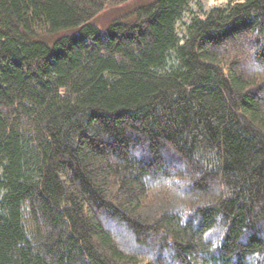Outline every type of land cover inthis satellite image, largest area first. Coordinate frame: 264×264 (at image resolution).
Returning <instances> with one entry per match:
<instances>
[{
	"label": "trees",
	"instance_id": "16d2710c",
	"mask_svg": "<svg viewBox=\"0 0 264 264\" xmlns=\"http://www.w3.org/2000/svg\"><path fill=\"white\" fill-rule=\"evenodd\" d=\"M191 1L0 0V264H264V0Z\"/></svg>",
	"mask_w": 264,
	"mask_h": 264
},
{
	"label": "rangeland",
	"instance_id": "374dc122",
	"mask_svg": "<svg viewBox=\"0 0 264 264\" xmlns=\"http://www.w3.org/2000/svg\"><path fill=\"white\" fill-rule=\"evenodd\" d=\"M233 1L235 0H192L189 4V9L183 13L181 19H179L176 24L177 34L180 37L184 35V26L188 24L192 17H204L206 12L209 11L211 8L217 6L224 7L232 3ZM111 15V11H106L97 18V21L101 26H105L109 21ZM119 237L121 240L127 239V237L123 236V234H120Z\"/></svg>",
	"mask_w": 264,
	"mask_h": 264
},
{
	"label": "clouds",
	"instance_id": "9594fccd",
	"mask_svg": "<svg viewBox=\"0 0 264 264\" xmlns=\"http://www.w3.org/2000/svg\"><path fill=\"white\" fill-rule=\"evenodd\" d=\"M179 182H180V178L177 177V178H176V183H179ZM185 219H186V217H185Z\"/></svg>",
	"mask_w": 264,
	"mask_h": 264
}]
</instances>
